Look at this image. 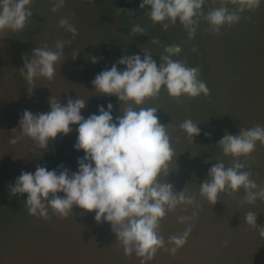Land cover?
Instances as JSON below:
<instances>
[{
  "label": "water",
  "instance_id": "obj_1",
  "mask_svg": "<svg viewBox=\"0 0 264 264\" xmlns=\"http://www.w3.org/2000/svg\"><path fill=\"white\" fill-rule=\"evenodd\" d=\"M140 3L142 0H95V4L89 0H66L65 7L53 14L47 0H34L33 17L26 28L19 33L9 31L0 38V264H141L135 254L131 259L125 256L111 225L98 224L94 212L74 207L71 215L61 220L49 207L51 219L45 221L29 215L26 194L9 198L8 186L14 185L23 171L34 174L37 165L54 170L64 164L73 172L78 170V159L85 155L74 148L78 125H72L67 136L61 134L50 141L48 150L43 152L28 137L16 144L9 140L13 138L12 129L19 127L23 112L50 111L49 98L53 95L65 105L69 98L86 100L82 111L85 118L99 114L101 105L107 110L109 103L113 105L114 118L122 115L125 105L118 97L94 94V78L125 55L143 56L141 49L149 51L159 65L160 56L166 54L164 47L173 44L182 48L181 55L173 59L201 68L199 78L206 83L210 95L177 100L165 88L157 99L147 101L143 107L156 108L160 123L168 126L177 154L168 181L177 191L188 188L201 210L185 247L175 257L160 250L150 264H264V239L257 230L248 228L244 219L247 212H254L257 224L264 226V202L243 204V189L232 196L222 193L215 206L199 194L211 166L221 161L226 167L233 164V158L224 156L218 146L223 136L236 135L240 128L264 126V0L256 11L245 12L239 24L224 26L220 36L211 34L210 26L201 22L195 40L189 39L179 21L175 26L168 21L169 30L162 31V26L154 24L147 14L150 9L142 10ZM204 10L207 12V6ZM72 14L75 19L71 22L79 33L75 39L57 28L61 18ZM136 25L145 29L147 35H133L131 28ZM153 38H158L161 45L152 44ZM57 39L72 41L71 46L64 48L67 59L56 66L57 75L52 81L36 80L34 94L29 96L28 87L33 86H28L19 72L24 66L23 57L31 59L33 50L44 43L54 48ZM193 46L198 47L199 53L192 51ZM74 51H79L76 60L72 59ZM90 55L100 58L99 62L93 64L87 58ZM117 66L123 70V66ZM187 119L201 129L194 143L180 130ZM19 134L18 129L15 135ZM240 162L245 163L243 157ZM245 170H250L252 180L264 188V147L259 143ZM193 211L196 209L184 212L178 208L167 214L161 222V235L166 242L186 228L177 217L191 216Z\"/></svg>",
  "mask_w": 264,
  "mask_h": 264
},
{
  "label": "clouds",
  "instance_id": "obj_2",
  "mask_svg": "<svg viewBox=\"0 0 264 264\" xmlns=\"http://www.w3.org/2000/svg\"><path fill=\"white\" fill-rule=\"evenodd\" d=\"M47 2L52 5L50 10L53 14L59 13L66 5V0ZM33 3L34 0H0V38L9 31L19 33L26 28L33 17ZM89 3L95 4V0H89ZM261 3L262 0H142L139 7L150 9L147 14L154 24L162 26V31L169 30L168 21L171 26L179 21L189 39L195 40L201 22L210 26L208 31L211 34L220 36L224 26L239 24L245 12L256 11ZM206 6L207 12L204 10ZM118 11L133 14L127 9ZM74 19L75 14H72L61 18L57 24L58 29L71 33L73 39L79 34L71 22ZM131 33L147 35L139 25L132 27ZM71 43V40L57 39L54 48L44 43L33 50L31 59L23 57L24 66L19 72L28 86H33L28 87L29 96L34 94L36 80L45 78L52 81L55 78L56 66L67 59L64 48ZM151 43L161 45L158 38H153ZM141 51L143 56L125 55L92 81L95 95L118 97L119 102L125 105L122 115L114 118V108L109 103L107 110L101 105L99 114L85 118L82 111L86 108V100L69 98L65 105L54 95L49 98L50 111L23 112L19 127L12 129L13 138L9 143L16 144L28 137L42 152L47 151L50 141L61 134L67 136L72 131L71 126L78 125L74 148L85 155L78 159L75 172L64 164L54 170H49L46 165H37L34 174L23 171L8 189L10 199L26 194L25 206L29 215L45 221L51 219L49 207L61 220L67 219L74 207L94 212L98 224L107 222L111 225L125 256L131 259L135 254L141 264H150L160 250L175 257L185 247L201 209L196 196L190 194L188 188L177 191L168 181L177 159L168 126L160 123L156 108L143 105L157 99L165 88L177 100L183 96L192 99L201 95L207 97L210 92L199 78L201 68L189 67L186 62L173 59L181 55L180 46H165L166 54L160 56L159 65L149 51ZM192 51L199 53L197 46H193ZM78 55L79 51H74L72 59L76 60ZM87 58L93 64L100 59L92 55ZM117 65L123 66V70ZM18 129L20 134L15 135ZM180 130L192 143L201 134V129L191 119L185 120ZM257 143L264 147V126L259 124L248 129L240 128L236 135L226 133L218 146L224 156L233 158V164L226 167L221 161L211 166L208 178L200 184V196L215 206L222 193L232 196L243 189V204L254 206L257 201L264 202V188L252 180L250 170H245ZM241 157L245 163L240 162ZM176 172H179L177 165ZM161 177H164L163 182ZM178 208L184 212L189 208L196 211L191 216L177 217L178 223L186 228L181 234L170 236L166 242L161 235V222L169 212L175 213ZM244 219L247 227L257 230L260 238L264 239V226L257 224V214L249 211ZM224 246L227 247V241Z\"/></svg>",
  "mask_w": 264,
  "mask_h": 264
}]
</instances>
